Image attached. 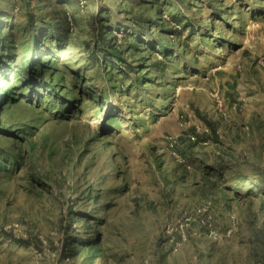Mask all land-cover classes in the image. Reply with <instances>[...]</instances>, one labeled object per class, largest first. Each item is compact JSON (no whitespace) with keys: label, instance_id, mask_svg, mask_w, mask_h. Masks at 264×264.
<instances>
[{"label":"rangeland","instance_id":"obj_1","mask_svg":"<svg viewBox=\"0 0 264 264\" xmlns=\"http://www.w3.org/2000/svg\"><path fill=\"white\" fill-rule=\"evenodd\" d=\"M0 66V264H264V0H0Z\"/></svg>","mask_w":264,"mask_h":264},{"label":"trees","instance_id":"obj_2","mask_svg":"<svg viewBox=\"0 0 264 264\" xmlns=\"http://www.w3.org/2000/svg\"><path fill=\"white\" fill-rule=\"evenodd\" d=\"M9 36H10V35H9ZM10 37L13 39V41H11L10 44H11L13 47H15V43H16V42L14 41V37H12V36H10ZM4 43H7V44H8L9 42H8V41H4ZM109 46L111 47V48H110L111 51L114 50V47H113V46H111V45H109ZM109 51H110V50H109ZM114 52H116V51H114ZM4 61H5V60H3V62H4ZM29 61H31V59H30ZM5 62H7V61H5ZM24 62H26V61H24ZM0 68H1V66H0ZM1 69L3 70L4 67H2ZM30 77H31V76H30ZM30 77L26 80V84H30L31 87L37 89L38 86H37L36 84H34V82H32V78H30ZM35 85H36V86H35ZM11 96H12V95H11Z\"/></svg>","mask_w":264,"mask_h":264}]
</instances>
